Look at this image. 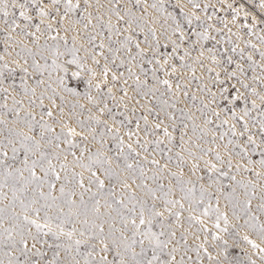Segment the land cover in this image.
Here are the masks:
<instances>
[{
	"label": "snow or ice",
	"instance_id": "1",
	"mask_svg": "<svg viewBox=\"0 0 264 264\" xmlns=\"http://www.w3.org/2000/svg\"><path fill=\"white\" fill-rule=\"evenodd\" d=\"M0 45V264H264V0H0Z\"/></svg>",
	"mask_w": 264,
	"mask_h": 264
},
{
	"label": "rangeland",
	"instance_id": "2",
	"mask_svg": "<svg viewBox=\"0 0 264 264\" xmlns=\"http://www.w3.org/2000/svg\"><path fill=\"white\" fill-rule=\"evenodd\" d=\"M205 2V0H201V3ZM211 3H215L216 0H210ZM209 12H211V9H209ZM0 49H2V45H0ZM17 83H19V78L17 77ZM254 160H259V155H255L252 157ZM257 170H259L258 166H257Z\"/></svg>",
	"mask_w": 264,
	"mask_h": 264
}]
</instances>
